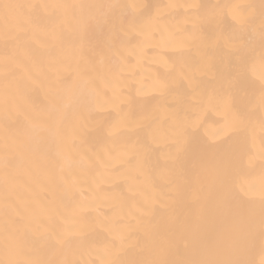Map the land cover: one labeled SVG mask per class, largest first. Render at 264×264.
Wrapping results in <instances>:
<instances>
[{
  "label": "bare ground",
  "instance_id": "1",
  "mask_svg": "<svg viewBox=\"0 0 264 264\" xmlns=\"http://www.w3.org/2000/svg\"><path fill=\"white\" fill-rule=\"evenodd\" d=\"M262 233L264 0H0V264H260Z\"/></svg>",
  "mask_w": 264,
  "mask_h": 264
},
{
  "label": "snow or ice",
  "instance_id": "2",
  "mask_svg": "<svg viewBox=\"0 0 264 264\" xmlns=\"http://www.w3.org/2000/svg\"><path fill=\"white\" fill-rule=\"evenodd\" d=\"M5 7H13V6L12 5H6ZM226 167H227L226 160L224 158H221L220 166L217 169V171L224 170V169H226ZM228 195H229V188H228L227 180H225L223 196L226 198ZM262 237H264V233H262ZM204 264H246V262L243 260L236 259V260L204 262ZM260 264H264V259L261 260Z\"/></svg>",
  "mask_w": 264,
  "mask_h": 264
}]
</instances>
